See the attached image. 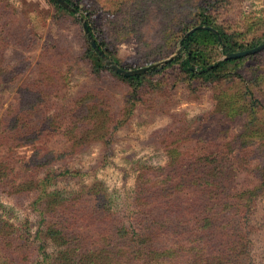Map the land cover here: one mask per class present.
I'll return each mask as SVG.
<instances>
[{"label": "rangeland", "instance_id": "obj_1", "mask_svg": "<svg viewBox=\"0 0 264 264\" xmlns=\"http://www.w3.org/2000/svg\"><path fill=\"white\" fill-rule=\"evenodd\" d=\"M54 2L0 0V61L7 69V78L14 80L2 93L0 118L8 114L11 105L16 108L24 99V88L34 84L35 92L43 93L42 103L27 116L26 123L30 130L51 124V131L42 134L38 146L59 154L72 145L69 136L76 135L83 141L86 133H71L72 122L77 126L91 123L101 129L89 135L80 150L45 163L32 178L31 172L20 171L32 147L14 152L0 146V169L6 172V177H0V228L7 223L3 228L7 227L6 236L13 242L10 249L18 244L21 251L20 245L25 243L26 253L33 251L27 264H43L44 257L47 263L56 264L59 246L51 242L43 228L46 221H57L62 214L55 212L52 217L42 211L44 203L37 200L42 189L67 195L101 183V190L114 202L113 210L123 221H130L135 216L136 186L143 183L137 177V167L167 165L166 141H182L178 143L180 150L192 153L180 156L186 167L192 169L191 165L201 159L213 158L206 164L216 167L233 199L247 191L245 195L254 206L245 228L249 259L245 264H264V53L250 63L242 62L236 71L227 70L228 76L208 73L205 77L195 67L191 76L180 74L177 67L186 52L182 39L197 29L209 30L197 28L200 26L217 33L212 26L200 23L197 8L209 3L207 15L213 18L218 11L217 20L230 26L234 35L252 28L254 35L247 38L264 39V0H80L78 15L87 16L93 33L110 49L117 65L132 70L160 63L157 68H165L156 74L149 72L144 84L139 81L135 88V82L124 81L112 72L93 70L78 15L71 16ZM223 58L220 55L210 63ZM38 80L43 81L41 86H37ZM148 81L153 85L147 86ZM224 100L233 101V115L220 112ZM251 109L254 114L249 113ZM72 115L78 118L74 121ZM8 117L6 120L11 119ZM107 118L110 123L105 126ZM257 126L263 133L253 135L251 129ZM240 141L247 143L240 146ZM211 152L215 154L209 156ZM18 172L21 177L15 178ZM22 176L32 184L18 189L14 180L24 181ZM190 177L199 176L195 173L194 177L176 179L188 181ZM181 186L184 189L179 191L178 200L182 213L193 220L202 209L197 204L207 200L195 191L203 184ZM94 231L81 228L78 233L93 237ZM9 253L5 248L0 252V263Z\"/></svg>", "mask_w": 264, "mask_h": 264}, {"label": "trees", "instance_id": "obj_2", "mask_svg": "<svg viewBox=\"0 0 264 264\" xmlns=\"http://www.w3.org/2000/svg\"><path fill=\"white\" fill-rule=\"evenodd\" d=\"M51 1L54 2V0ZM64 1L74 9V13L81 11L80 0ZM60 8L71 16L74 15L63 7L60 6ZM209 11V3L203 4L202 7L197 8L196 16L201 18L200 23L212 26L217 30V33L206 29H197L182 39L180 43L186 52L184 58L178 62L177 67L180 74L185 72L192 76L195 67L205 77L208 73L214 76L220 74L228 76V71H236L242 62L250 63L263 55L264 49L255 54L235 59L223 58L215 63H210V60H215L226 52L252 48L262 43L264 39L262 36L247 38L250 34L254 35L255 30L250 31L252 28H248L246 32L238 30L234 35L230 32L232 31L230 26L226 27L219 18V21L217 20L218 11L212 14L213 18L207 15ZM84 18L100 49L114 63H118L115 57L111 56L110 49L103 46V43L93 33L92 26L86 19L87 16ZM218 36L221 38L220 41ZM87 46L89 63L91 62L93 70L96 69L95 72L97 70L98 72H112L124 81L135 82V85L132 84L134 88L139 81L144 84L143 81L147 80H144V77L148 76L149 72L156 74L165 69L159 67L144 74L122 76L111 71L91 48L88 41ZM2 52L3 50L0 49V54L3 57ZM210 65H212L211 68H209ZM118 66L123 69L127 68L120 64ZM7 75V69L0 61V104L2 93L10 88L14 81L8 79ZM259 75L257 74L256 77ZM177 78L179 79L178 76ZM146 83L147 86L153 85L149 81ZM42 84V80L37 81V86ZM24 89V99L20 104L16 108L11 105L8 108V114L0 118V146L7 148V151L14 150V152L24 146L32 147L33 152L20 165V171L31 172L29 178H32L45 163L56 162L63 154L80 150L79 148L86 143L85 140L89 135L100 130L101 127L91 123L85 125L84 122L81 126H77L76 122H72L69 125L71 133L79 130L86 133L85 137L82 136L83 141L76 139V135L69 136L73 139L72 145L65 149L64 153L59 154L43 146L40 147L37 144L42 142V134L51 131V124L49 127L46 125L30 130L26 119L27 116L33 115L34 108L43 98V93L41 91L36 93L34 84H30V88ZM234 106L233 101L224 100L221 102L220 112L233 115L235 113ZM249 113L254 114V110L251 109ZM7 116L11 119L6 120ZM72 116L74 121L78 118ZM254 120L260 124V120L257 121L258 119L255 118ZM108 123H110V118L105 119L103 125L106 126ZM16 132L21 133L18 135ZM251 132L253 135L263 133L259 126L251 129ZM166 142H169L164 147L169 160L167 165L151 169L146 164H140L137 167V177L143 183L136 186L133 203L135 216L128 222L123 221L119 213L113 210L111 205L114 202L101 190L103 187L100 185L101 183L99 185L93 183L87 191L69 192L67 195L58 191L46 192L44 189L40 191L37 200L42 199L44 203L42 211L48 212L52 217H54L53 213L61 212L63 217L58 218L57 221L51 219L46 221L43 228L44 234L51 242L59 246L60 253L55 257L56 264H245L248 262V248L245 241L248 231H245V228L248 224L249 214H251L250 208L251 206L253 208L254 205H252V199L245 195L247 191L237 193L233 199V195L227 193L229 189L224 184V180L218 177L219 173H216V167H209L206 164L211 163L213 158H203L200 163V160L197 161L199 164L191 165L192 169L188 168L180 156H190L192 153L180 150L178 143L182 141ZM240 142V146H245L247 143L246 141ZM211 154L215 153L211 152L209 156ZM3 170L4 168L0 169V177H6V172ZM19 172L16 173L15 178L19 176ZM71 173L73 174L72 171ZM195 173L198 174V178L190 177L188 181L184 179L177 181L176 179L183 175L194 177ZM77 174H80L79 171ZM22 179L24 181L18 183L14 180L16 188L22 189L25 184H32L23 176ZM199 179L202 181H198ZM185 183L203 184L201 190L195 188V191L203 194V197L207 199L203 204H197L202 209L199 210L197 216H193V220L186 218V213H182L183 207L178 200L179 191L184 189L181 185ZM44 185L47 186L46 179ZM6 225L7 223L3 226ZM3 226L2 229L0 228L2 231V233L0 232V252L5 248L10 253L5 256L6 260L0 264H27L28 256H31L33 251L26 253L25 243L23 245L21 243V251L17 250L18 244L14 246V250H11L13 242L7 238L5 231L7 227L4 229ZM90 227L95 230L93 237L78 233L79 229ZM43 264H49L45 257Z\"/></svg>", "mask_w": 264, "mask_h": 264}, {"label": "water", "instance_id": "obj_3", "mask_svg": "<svg viewBox=\"0 0 264 264\" xmlns=\"http://www.w3.org/2000/svg\"><path fill=\"white\" fill-rule=\"evenodd\" d=\"M58 5H60L61 7L67 9L69 12L74 13V9L72 7H70L68 5V3L64 0H54ZM76 15H78V13H74ZM78 18L81 22V26L83 29V32L87 38V40L89 41V44L91 46V48L97 53V55L101 58V60L115 73L120 74L122 76H133V75H139L142 74L150 69H154L157 68V66H159L160 63H155L149 66H145V67H140L137 69H132V70H126L123 69L121 67H119L116 63H114L110 58H108L104 52L100 49V47L98 46V44L96 43L92 33L89 30L88 24L87 22L84 20L83 17H81L80 15H78ZM197 28H207L210 31H212L213 33L216 34V31L212 28H208V27H197ZM190 32H192V30H190L187 34H189ZM218 40L220 41L221 38L218 36ZM264 49V41L252 48L249 49H244V50H239V51H234V52H226L224 54V58L227 59H235V58H239L245 55H250V54H255L261 50ZM166 62V61H165Z\"/></svg>", "mask_w": 264, "mask_h": 264}]
</instances>
